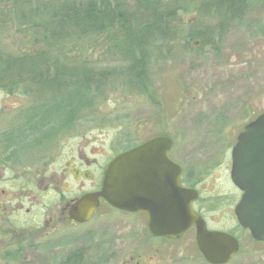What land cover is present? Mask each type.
<instances>
[{
    "label": "rangeland",
    "instance_id": "obj_1",
    "mask_svg": "<svg viewBox=\"0 0 264 264\" xmlns=\"http://www.w3.org/2000/svg\"><path fill=\"white\" fill-rule=\"evenodd\" d=\"M114 1L128 3L142 20L145 8L164 6L171 0ZM27 6L23 2L0 7L1 50L43 52L48 58L57 56L71 64L128 70L120 80L101 89L94 107L89 108V131L83 134L81 125L77 129L79 139L87 141L91 167L107 164L118 152L152 137H171L172 158L191 171L193 182L201 186L209 228L230 231L240 242L238 253L227 264H264V243L256 242L232 216L231 200L237 202L239 191L230 178L237 135L252 117L264 112V0H251L219 52L197 49V41L187 40L188 24L195 22L196 13L190 6L185 8L175 18L178 37L164 44L170 46V52L162 47L165 54L161 57L145 47L147 28L143 22L105 33H70L60 43H45L41 21L35 15L39 10L28 13ZM21 15L35 20H21ZM141 63L146 69L143 78L133 69ZM28 88L32 87L0 85V117L11 116L26 105L34 96L24 92ZM221 114L226 118L224 124L218 122ZM3 166L8 167L0 157V190L9 198L23 197L25 185L20 184L17 195L18 189L9 188ZM75 185L70 179L69 187ZM45 186H34L40 201ZM48 193L51 199L57 196L54 189ZM10 205L8 212H13V217L4 222L0 218V264H59L64 255L80 247L87 251L83 264H210L198 249L194 230L176 240L154 237L143 213L120 211L106 204L88 222L67 224L42 236L23 231L21 223L26 218L20 217L17 205ZM32 209L39 210V206ZM20 244L26 247L21 253L16 252ZM7 250L11 257L5 254Z\"/></svg>",
    "mask_w": 264,
    "mask_h": 264
},
{
    "label": "trees",
    "instance_id": "obj_2",
    "mask_svg": "<svg viewBox=\"0 0 264 264\" xmlns=\"http://www.w3.org/2000/svg\"><path fill=\"white\" fill-rule=\"evenodd\" d=\"M23 2L30 7L28 13L38 8L35 15L41 21L45 43H60L71 35L105 33L143 22L147 28L143 39L145 47L161 57L165 54L162 47L170 52V46L164 44L178 37L175 18L185 8L190 6L196 13L195 22L188 24L187 40L197 41V49L219 52L232 25L244 18L251 0H171L164 6L145 8L142 20H138L137 11L129 9L128 3L114 0H0V7L7 3L16 7ZM21 18L27 17L21 15ZM27 19L35 20L30 16ZM144 67L145 63L133 67L140 78L145 74ZM126 71L128 73L127 69L114 66L96 69L86 63L71 64L57 56L48 58L43 52L12 54L0 49V85L17 84L22 80L38 83V86L27 87L42 89L47 97L40 109L35 110L37 118L30 121V129L16 138L17 145L24 146L48 137L71 122L84 108H93L101 89L120 80ZM225 119L221 114L218 122L224 124ZM86 254L85 248H77L64 255L59 264H83Z\"/></svg>",
    "mask_w": 264,
    "mask_h": 264
},
{
    "label": "water",
    "instance_id": "obj_3",
    "mask_svg": "<svg viewBox=\"0 0 264 264\" xmlns=\"http://www.w3.org/2000/svg\"><path fill=\"white\" fill-rule=\"evenodd\" d=\"M173 140L156 136L131 148L109 163L100 191L88 193L73 205L76 223L89 221L100 198L129 213H143L154 237L179 239L196 230L199 251L210 264H227L240 245L236 237L209 230L193 210L198 192L180 184V166L170 157ZM231 179L242 192L235 208L238 224L254 240L264 242V112L239 132L231 152Z\"/></svg>",
    "mask_w": 264,
    "mask_h": 264
},
{
    "label": "flooded vegetation",
    "instance_id": "obj_4",
    "mask_svg": "<svg viewBox=\"0 0 264 264\" xmlns=\"http://www.w3.org/2000/svg\"><path fill=\"white\" fill-rule=\"evenodd\" d=\"M17 84L23 87L28 85L38 86V83L27 81ZM24 92L31 93L34 96L29 97L26 105L21 106L17 113L0 117V157L8 166L7 168L3 166L6 170L4 171L5 179L11 185L9 188L18 189L17 195L20 193V184H24V194L23 197L9 198L6 191L0 190V218L3 217L4 222L6 218L13 217V212H8L9 204H11V207L17 205L16 208L20 210V217L26 218L21 223L23 231L39 232L42 236H45V233L59 231V227L67 224L79 225L80 223H76L71 215L73 205L86 194L101 190L108 165L114 157L143 142L118 152L107 164H97L96 168H92L89 151L86 152L87 141L83 138L79 139L80 135H76L80 125L83 134L90 129L89 109L85 110L84 108L73 117L71 122L50 133L48 137H42L24 146H19L16 143V138L30 129V121L37 118L35 110L40 109L41 105L47 100L43 93L44 90L37 87L28 88ZM72 131L73 133L70 134ZM71 140L73 141L71 142ZM175 162L181 168L180 184L185 188L194 189L198 192V198L193 203V209L203 217L208 229H210L204 215L207 208L201 203V186L195 184L197 182H193V174L189 175V171L187 172L177 161ZM70 179L76 183L75 187H69ZM39 183L46 184L43 189L46 193H43L41 201L38 199L34 188ZM52 189L57 193L55 199H51V193H48ZM238 191L239 198L237 202L231 200L232 216L235 218V207L242 196V192ZM230 199L229 196L226 198L228 205ZM106 204L108 203L100 198L99 206L94 214L102 205ZM33 206H39V210H33ZM6 213L7 216H5ZM237 225L239 226L238 221ZM190 230L195 231V228ZM223 232L235 236L230 231ZM1 234H3L2 230H0ZM23 248L26 247L20 244L17 246L16 252L21 253ZM11 253L10 250L5 252L8 257Z\"/></svg>",
    "mask_w": 264,
    "mask_h": 264
}]
</instances>
